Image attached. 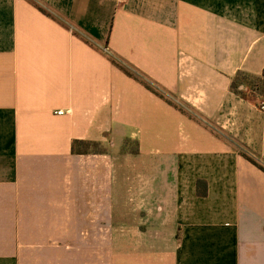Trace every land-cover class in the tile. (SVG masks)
<instances>
[{"label":"crops","instance_id":"obj_1","mask_svg":"<svg viewBox=\"0 0 264 264\" xmlns=\"http://www.w3.org/2000/svg\"><path fill=\"white\" fill-rule=\"evenodd\" d=\"M239 73L264 0H0V264H264Z\"/></svg>","mask_w":264,"mask_h":264},{"label":"trees","instance_id":"obj_2","mask_svg":"<svg viewBox=\"0 0 264 264\" xmlns=\"http://www.w3.org/2000/svg\"><path fill=\"white\" fill-rule=\"evenodd\" d=\"M41 10L42 12L47 14L45 10L43 9ZM122 69L129 76H134L128 70H126L125 67L122 66ZM245 89L257 97H262L264 95V77H254L248 74L239 73L232 81L231 90L237 96L243 99H246V100H250V97L248 95L249 92L248 93L245 92ZM72 150L76 154H88L91 152H95V153L100 152L98 144L90 143V142H80V141H76L73 143ZM242 156L264 172V166L260 165L254 158H252L251 156L245 153H243ZM203 184L204 182H199L198 187L201 188ZM199 194L203 195L202 193H199Z\"/></svg>","mask_w":264,"mask_h":264},{"label":"rangeland","instance_id":"obj_3","mask_svg":"<svg viewBox=\"0 0 264 264\" xmlns=\"http://www.w3.org/2000/svg\"><path fill=\"white\" fill-rule=\"evenodd\" d=\"M245 92H249L248 90L245 89ZM249 97H251L253 94L251 92L248 93Z\"/></svg>","mask_w":264,"mask_h":264},{"label":"built area","instance_id":"obj_4","mask_svg":"<svg viewBox=\"0 0 264 264\" xmlns=\"http://www.w3.org/2000/svg\"><path fill=\"white\" fill-rule=\"evenodd\" d=\"M64 114V112H58V115H63Z\"/></svg>","mask_w":264,"mask_h":264}]
</instances>
